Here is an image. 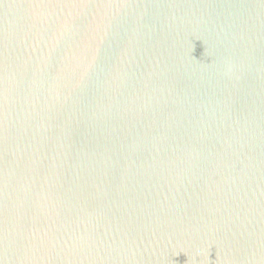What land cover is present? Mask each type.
Here are the masks:
<instances>
[{
  "label": "water",
  "instance_id": "95a60500",
  "mask_svg": "<svg viewBox=\"0 0 264 264\" xmlns=\"http://www.w3.org/2000/svg\"><path fill=\"white\" fill-rule=\"evenodd\" d=\"M0 264H264V0H0Z\"/></svg>",
  "mask_w": 264,
  "mask_h": 264
}]
</instances>
